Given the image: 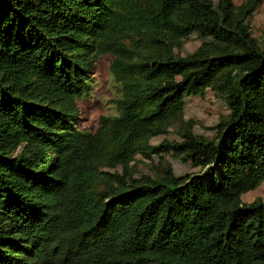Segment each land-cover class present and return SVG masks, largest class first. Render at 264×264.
<instances>
[{
    "label": "trees",
    "instance_id": "obj_1",
    "mask_svg": "<svg viewBox=\"0 0 264 264\" xmlns=\"http://www.w3.org/2000/svg\"><path fill=\"white\" fill-rule=\"evenodd\" d=\"M251 12L234 0H0V264L264 263V198H242L264 180ZM192 29L212 40L183 56L176 39ZM106 53L118 113L91 133L75 123L77 98ZM208 76L218 97L239 100L237 116L214 141L185 129L152 146ZM171 149L214 165L133 177L135 154Z\"/></svg>",
    "mask_w": 264,
    "mask_h": 264
},
{
    "label": "rangeland",
    "instance_id": "obj_2",
    "mask_svg": "<svg viewBox=\"0 0 264 264\" xmlns=\"http://www.w3.org/2000/svg\"><path fill=\"white\" fill-rule=\"evenodd\" d=\"M236 7L250 6L252 12L248 17L252 35L258 43L264 46V0H234ZM212 40L211 36L200 29H192L176 39V52L185 56L193 53L203 43ZM113 55L103 54L94 65L93 78L89 89L81 97L77 98L78 116L75 123L81 128L94 133L99 127L102 115H115L118 113L115 98L119 96V87L110 73V65ZM256 61H249L241 65L246 71L253 68ZM172 74H164L160 78L171 77ZM214 76H208L202 90L196 95H186L179 103L181 115L177 117L171 127L160 135L150 139V144L156 146L162 142L180 143L183 140L182 133L190 129L207 141L216 140V125L220 121L230 120L237 116L241 103L239 100L228 102L218 97L211 89ZM264 132V127H263ZM214 165L206 155L197 150L175 153L174 150L161 151L146 156L143 153L135 154L130 163V172L135 178L145 175L151 176L158 169L168 168L172 174H204L206 168ZM258 166L264 167V155L259 159ZM102 170L109 172H123V166H104ZM103 186V184H100ZM258 197L264 198V180L255 189L243 194L245 202H251ZM264 264V263H260Z\"/></svg>",
    "mask_w": 264,
    "mask_h": 264
}]
</instances>
